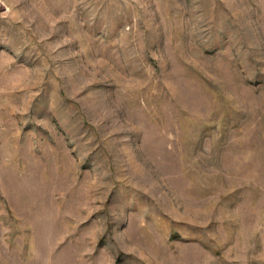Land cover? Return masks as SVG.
Here are the masks:
<instances>
[{
  "label": "rangeland",
  "instance_id": "374dc122",
  "mask_svg": "<svg viewBox=\"0 0 264 264\" xmlns=\"http://www.w3.org/2000/svg\"><path fill=\"white\" fill-rule=\"evenodd\" d=\"M0 264H264V0H0Z\"/></svg>",
  "mask_w": 264,
  "mask_h": 264
}]
</instances>
